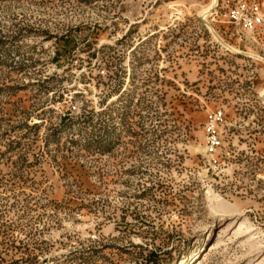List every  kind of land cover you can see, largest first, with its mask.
Returning a JSON list of instances; mask_svg holds the SVG:
<instances>
[{"label": "rangeland", "instance_id": "rangeland-1", "mask_svg": "<svg viewBox=\"0 0 264 264\" xmlns=\"http://www.w3.org/2000/svg\"><path fill=\"white\" fill-rule=\"evenodd\" d=\"M211 2L0 0V264H264V27Z\"/></svg>", "mask_w": 264, "mask_h": 264}, {"label": "built area", "instance_id": "built-area-1", "mask_svg": "<svg viewBox=\"0 0 264 264\" xmlns=\"http://www.w3.org/2000/svg\"><path fill=\"white\" fill-rule=\"evenodd\" d=\"M225 3L229 4L230 24L240 26L249 32L264 27V9L261 4L247 0H225ZM224 123L225 114L223 110H216L207 117L205 151L211 156L224 146L223 131L221 130Z\"/></svg>", "mask_w": 264, "mask_h": 264}, {"label": "bare ground", "instance_id": "bare-ground-1", "mask_svg": "<svg viewBox=\"0 0 264 264\" xmlns=\"http://www.w3.org/2000/svg\"><path fill=\"white\" fill-rule=\"evenodd\" d=\"M218 2L219 0H212L211 5L209 6V9L203 14L202 19L204 20V22H207V17L209 13L217 7Z\"/></svg>", "mask_w": 264, "mask_h": 264}]
</instances>
